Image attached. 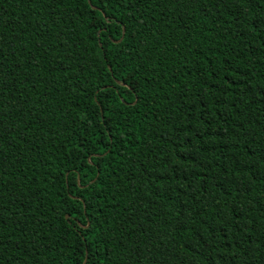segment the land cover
Wrapping results in <instances>:
<instances>
[{"label": "trees", "instance_id": "16d2710c", "mask_svg": "<svg viewBox=\"0 0 264 264\" xmlns=\"http://www.w3.org/2000/svg\"><path fill=\"white\" fill-rule=\"evenodd\" d=\"M85 256L264 264V0H0V264Z\"/></svg>", "mask_w": 264, "mask_h": 264}, {"label": "water", "instance_id": "95a60500", "mask_svg": "<svg viewBox=\"0 0 264 264\" xmlns=\"http://www.w3.org/2000/svg\"><path fill=\"white\" fill-rule=\"evenodd\" d=\"M123 34H124V32L122 33V37H121V39L118 42H120L123 39ZM65 218L67 219V216ZM86 257L87 256H85V260H84L83 264H85V262H86Z\"/></svg>", "mask_w": 264, "mask_h": 264}]
</instances>
